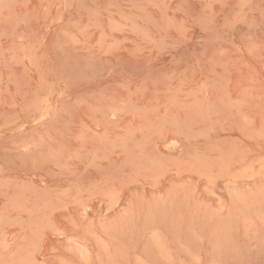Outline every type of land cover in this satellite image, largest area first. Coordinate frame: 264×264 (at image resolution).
Returning <instances> with one entry per match:
<instances>
[{"label":"rangeland","instance_id":"obj_1","mask_svg":"<svg viewBox=\"0 0 264 264\" xmlns=\"http://www.w3.org/2000/svg\"><path fill=\"white\" fill-rule=\"evenodd\" d=\"M0 264H264V0H0Z\"/></svg>","mask_w":264,"mask_h":264},{"label":"bare ground","instance_id":"obj_2","mask_svg":"<svg viewBox=\"0 0 264 264\" xmlns=\"http://www.w3.org/2000/svg\"><path fill=\"white\" fill-rule=\"evenodd\" d=\"M173 144V143H172Z\"/></svg>","mask_w":264,"mask_h":264}]
</instances>
